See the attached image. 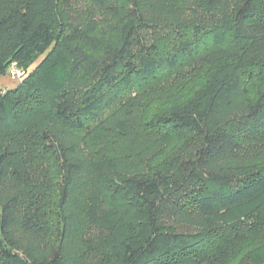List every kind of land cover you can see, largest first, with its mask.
I'll return each instance as SVG.
<instances>
[{
	"label": "trees",
	"instance_id": "16d2710c",
	"mask_svg": "<svg viewBox=\"0 0 264 264\" xmlns=\"http://www.w3.org/2000/svg\"><path fill=\"white\" fill-rule=\"evenodd\" d=\"M11 65L0 264H264V0H0Z\"/></svg>",
	"mask_w": 264,
	"mask_h": 264
},
{
	"label": "rangeland",
	"instance_id": "374dc122",
	"mask_svg": "<svg viewBox=\"0 0 264 264\" xmlns=\"http://www.w3.org/2000/svg\"><path fill=\"white\" fill-rule=\"evenodd\" d=\"M20 72V69H17ZM23 72V71H21ZM16 75L13 73H10L7 70V74L0 76V88L4 89V90H9L14 88L15 86H17L19 84V81L22 80V77H20V80L15 77ZM239 212H236L235 216L238 217L239 216ZM92 221H90L91 224V228L90 231L92 229H94L96 226L101 227L103 226V224H99L101 223L102 219H101V215H100V210L97 212H93L92 214ZM93 235V234H91ZM91 257L93 260H97V256H98V248L95 247V250L91 251Z\"/></svg>",
	"mask_w": 264,
	"mask_h": 264
},
{
	"label": "built area",
	"instance_id": "2783aa9c",
	"mask_svg": "<svg viewBox=\"0 0 264 264\" xmlns=\"http://www.w3.org/2000/svg\"><path fill=\"white\" fill-rule=\"evenodd\" d=\"M17 69H18L17 66H15V65H11V66L8 68V71H9L10 73L15 74V75H16L15 77H17L18 79H20V77H23L24 73L21 72V70H20V72H19Z\"/></svg>",
	"mask_w": 264,
	"mask_h": 264
}]
</instances>
